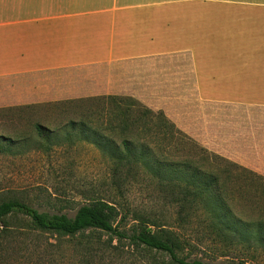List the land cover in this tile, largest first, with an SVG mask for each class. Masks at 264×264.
Listing matches in <instances>:
<instances>
[{
    "label": "crops",
    "instance_id": "crops-1",
    "mask_svg": "<svg viewBox=\"0 0 264 264\" xmlns=\"http://www.w3.org/2000/svg\"><path fill=\"white\" fill-rule=\"evenodd\" d=\"M172 58L200 105L264 127V0H0V109L120 95L126 68Z\"/></svg>",
    "mask_w": 264,
    "mask_h": 264
},
{
    "label": "rangeland",
    "instance_id": "rangeland-1",
    "mask_svg": "<svg viewBox=\"0 0 264 264\" xmlns=\"http://www.w3.org/2000/svg\"><path fill=\"white\" fill-rule=\"evenodd\" d=\"M186 63L187 60L181 58L158 60L152 65L141 66V70L146 71L139 74H133V67H128L124 89L116 96L132 98L142 108L163 112L177 129L202 148L264 177L260 173L264 162L256 155L262 147L254 139L256 130L257 139L264 137V127L256 126V129L250 118L258 114L235 107L200 105L193 95V83L187 67L184 68ZM98 98L102 97L0 109V200H19L40 211L66 213L72 217L89 200L109 199L113 191L107 179L113 161L80 133L83 123L87 127L102 126L104 135L120 140L114 132L105 129L108 123H116L115 106L110 100ZM38 125L45 127L43 135L37 130ZM238 155L255 169L234 161ZM127 197L135 208L146 206V213L164 218L169 225L167 229L181 231L175 223V207L166 203L154 184L146 181L143 186L134 185ZM237 205L243 214L250 216L248 205ZM197 214L184 227L193 234L192 245L199 248L182 255L188 260L228 264L236 254L226 257L210 252L216 247L221 249L222 244L211 242L203 216ZM10 223L14 229L24 228L20 219H11ZM150 228L155 234L163 230L155 226ZM101 237L108 239L105 234ZM56 240L53 235L18 236L8 253L18 252L22 247L21 255L14 253L15 258L23 255L30 258V261L16 260L15 264H151L153 257L168 259L159 253L139 251L129 241L120 243L115 239L110 250L87 253L75 244V240L62 244ZM247 264H264V251H258Z\"/></svg>",
    "mask_w": 264,
    "mask_h": 264
},
{
    "label": "trees",
    "instance_id": "trees-1",
    "mask_svg": "<svg viewBox=\"0 0 264 264\" xmlns=\"http://www.w3.org/2000/svg\"><path fill=\"white\" fill-rule=\"evenodd\" d=\"M98 99L110 100L115 106L116 123H108L105 129L120 140L104 135L102 126L87 127L83 123L80 133L111 157L113 165L107 182L112 195L109 199L89 200L72 217L40 211L19 200H0V264L30 261L24 255L15 258V254L21 255L22 247L18 252L12 249L15 254L8 253L15 238L23 235H53L61 244L75 240L87 253L110 250L115 239L120 243L129 241L139 251L168 258L153 257L151 264H211L182 255L199 248L192 245L193 234L184 227L196 213L203 216L211 242L222 244L221 249L216 247L210 252L226 257L236 254L228 264H247L258 251H264L263 176L202 148L161 111L142 108L132 98ZM37 130L42 135L46 131L41 125ZM146 181L157 187L169 206L175 207L180 232L167 229L164 218L149 212L151 217L145 212L146 206L135 208L129 201L131 187L143 186ZM238 203L248 205L249 217L238 209ZM11 219L22 220L24 228L14 229ZM153 226L164 231L155 234L150 228ZM102 234L108 239L103 240Z\"/></svg>",
    "mask_w": 264,
    "mask_h": 264
}]
</instances>
